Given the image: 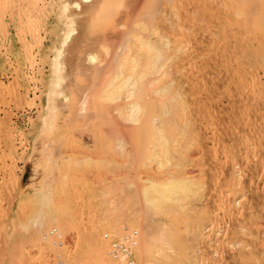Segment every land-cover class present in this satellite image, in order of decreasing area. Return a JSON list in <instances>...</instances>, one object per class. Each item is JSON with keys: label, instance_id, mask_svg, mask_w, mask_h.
<instances>
[{"label": "rangeland", "instance_id": "374dc122", "mask_svg": "<svg viewBox=\"0 0 264 264\" xmlns=\"http://www.w3.org/2000/svg\"><path fill=\"white\" fill-rule=\"evenodd\" d=\"M125 1L71 6L81 35L65 44L64 0H0V264H95L83 237L107 241L117 262L111 240L131 232L138 264H157L144 250L155 231L173 238L172 264L183 253L186 264H264V0H165L164 19L134 17L138 38L168 39L163 75L179 68L169 88L152 87L178 97L181 113V129L163 123L156 150L142 129H120L115 97L132 59L148 71L150 53L139 55L134 35L120 44L134 6ZM149 91L141 103L151 108ZM178 182L180 203L148 206ZM40 218L57 229L49 242Z\"/></svg>", "mask_w": 264, "mask_h": 264}, {"label": "bare ground", "instance_id": "6f19581e", "mask_svg": "<svg viewBox=\"0 0 264 264\" xmlns=\"http://www.w3.org/2000/svg\"><path fill=\"white\" fill-rule=\"evenodd\" d=\"M103 0H80L79 2H76V3H71V2H69V0H64V2L65 3H63V7L64 8H62L63 9V15H65L64 17H67V19H69L70 17H72V16H69L68 17V13H69V10H70V7L72 6V7H77L78 8V10H80L79 8H83V6L85 7V5H93V4H96V3H98L99 2V4L102 2ZM128 2H126V3H128V5H129V3L130 4H132V5H130V6H133V4H134V6L133 7H128V5L125 3V9H127V8H130L129 9V12H131L130 14L129 13H127V10H126V13H125V15H123V16H125L126 17V19H127V21H128V23L126 24V25H124V21L122 22V24L121 23H118L119 24V26H118V31H117V33H118V37L121 39V38H123V41H121L120 42V44L121 43H123L125 40L128 42V40H130V36L132 37V38H134L132 35H134L133 33H131L130 31H132V32H134L132 29H130V27L132 28V25H131V23H136L135 22V16L137 17V16H139V19H137V20H139V23H138V21H137V24H139L140 25V21L142 20H140V18H143L144 16L145 17H148V19H146V18H143V19H146V22L148 23V22H150L151 20L154 22V20H155V18H158V17H160V15L161 14H163V8H164V6L163 5H165L166 3H168V2H165V0H127ZM130 1V2H129ZM132 1H134V2H132ZM167 1V0H166ZM181 1V0H180ZM132 2V3H131ZM175 2V1H174ZM174 2H172V3H174ZM179 2V1H178ZM187 2V1H186ZM181 3V2H180ZM102 4V3H101ZM170 4V3H169ZM175 4V3H174ZM183 4V3H182ZM65 5V6H64ZM126 5H127V7H126ZM168 5V4H167ZM172 5V4H171ZM176 5H178V4H176ZM86 6V8L85 9H87V8H89V7H87ZM99 6V5H98ZM94 7V6H93ZM166 7V6H165ZM169 7V9H167ZM172 7V6H171ZM170 6H167L165 9H166V11L167 10H170V8H171ZM173 7H175V5L173 6ZM74 8V9H75ZM90 8H91V6H90ZM89 8V9H90ZM97 8V7H96ZM84 9V10H85ZM175 9V8H174ZM176 9H177V6H176ZM171 10H173V9H171ZM71 11V10H70ZM173 11H175V10H173ZM176 12V11H175ZM179 12V11H178ZM177 12V13H178ZM159 13H161L158 17H157V15L159 14ZM177 13H174L175 15H177ZM129 14V15H128ZM165 14H167V13H165ZM170 14V13H169ZM171 15V14H170ZM174 15V16H175ZM163 16H165L166 17V15H162V18H163ZM125 17H123V20H126L125 19ZM74 17H72V18H70V22H68V20H66L65 21V24L66 23H68V24H66L67 26H66V29L64 30V34H63V38H64V41H65V44L66 43H68L69 44V42H73L74 40H73V38H76V37H78V35H79V29H78V27H77V25H76V23H75V21L76 20H72ZM75 19V18H74ZM160 19V18H159ZM164 19V18H163ZM156 20H158V19H156ZM166 20V22L165 23H168L169 24V22H167V18L165 19ZM159 21V20H158ZM160 21H161V19H160ZM159 21V22H160ZM163 21V20H162ZM133 23V24H134ZM145 23V22H144ZM158 23V22H157ZM128 24H130L131 26H129ZM137 24H135V25H137ZM143 24V23H142ZM142 24H141V26H142ZM167 24V25H168ZM134 25V26H135ZM134 26H133V28H134ZM138 26V25H137ZM150 26V25H149ZM155 26V25H154ZM158 26V25H157ZM160 26V25H159ZM125 28V27H128L126 30H122V29H119V28ZM164 27V26H163ZM169 27V26H168ZM136 28V27H135ZM134 28V29H135ZM141 28V27H140ZM153 28V27H152ZM158 28V27H157ZM161 28H162V26H161ZM167 28V27H166ZM129 29V30H128ZM148 29L149 28H146L145 30H147V34H148ZM168 29V28H167ZM150 30H151V28H150ZM154 30V29H153ZM155 30H156V28H155ZM154 30V31H155ZM166 30V29H165ZM172 30V29H171ZM139 31V30H138ZM154 31H152L151 30V32H154ZM162 31V30H161ZM174 31V30H173ZM136 32V31H135ZM150 32V31H149ZM150 32V33H151ZM169 32V31H168ZM144 33H146V32H144ZM142 34V35H144L145 36V34ZM162 33V32H161ZM170 33V32H169ZM136 34V33H135ZM137 34H139V33H137ZM152 34V33H151ZM157 35H158V33H156ZM164 34H168V33H164ZM81 35V34H80ZM79 35V36H80ZM140 35H141V33H140ZM141 35V37H139L138 38V36L137 35H134V36H137V38H138V43H139V45L138 44H136V45H138L139 46V50L141 51H139L138 53H139V55L142 53V54H144V55H147V53L148 52H150L149 53V58H148V56H146L147 57V59L149 60L148 61V63H146L145 65H143L146 61H144V63H142L141 64V66H146V69L148 70V71H144V68L142 67H140V63L143 61V60H141V62H138V60L139 59H134V58H137L136 56H138V55H136L133 59H132V63L134 64V65H136L137 67H136V69H133V71L135 72H133V74L132 73H130L129 71V73H130V78H132V76H133V79H129L127 76H125V77H127L129 80H132L131 82L130 81H128L127 83H126V81H125V85H127L126 87H124V88H122L119 92H118V95L115 97V98H117V100L118 99H120V98H122V96H123V101L121 100L120 102H122V104L120 103V108H119V116L121 115V117H119V118H121L122 120H123V124L126 126H124L123 124V127H122V125L120 126V129H122V128H126L125 130H127V132H129V129H130V131L131 132H133V130L134 131H139V130H143L144 132H145V134L142 132L141 134L143 135H148L149 136V144H152V146H151V148H153L154 150H156V149H158L159 147H162V144H161V141H162V138H160V133L161 132H164L163 131V127H162V125H163V123H164V125L165 124H167V126H169V128H170V124H171V126L173 127V124L175 125V130L179 127L180 129H181V126H180V124H179V122L177 121V119L178 118H180V120H181V117H180V109L178 108V106H177V103L179 102V98L178 97H176V96H172V95H168L167 94V96L165 97V94H164V99H163V96H157V94H159L158 92H156V89H157V91H158V89L159 88H152V87H154L156 84H159V83H168V82H171V81H168L167 79H169L170 78V73L168 72H165V74L166 75H163L164 73H162V69L160 68V61H165V52L167 51V50H169V49H166V47L165 46H167L168 44H167V42H168V39H167V42L165 43V45H163L164 44V42H163V40H160V41H162V44H160L159 42V44L157 45L156 44V42H154L152 39H154V38H151V39H149V40H152V42L151 41H148V36L146 37L147 38V41H145V39L143 40V36ZM149 35V34H148ZM152 36H153V34H152ZM169 35H167V37H168ZM125 37H128V40H127V38H125ZM158 37V36H157ZM164 37H166V36H164ZM170 37V36H169ZM172 37V36H171ZM132 38H131V40H132ZM140 38H142V39H140ZM150 38V37H149ZM164 39H166V38H164ZM73 40V41H72ZM134 40V39H133ZM135 41V40H134ZM136 41H137V39H136ZM135 41V42H136ZM157 41V40H156ZM119 42V41H118ZM127 42H125V44L127 45ZM131 42V41H130ZM130 42H128V45L130 44ZM133 44H134V42H132ZM171 43V42H170ZM71 44V43H70ZM120 44H119V46H120ZM124 44V43H123ZM127 45V46H128ZM118 46V44H117V48L119 47ZM125 46V45H124ZM123 45L122 46H120V50H117V51H120V53H122L123 52V50H122V52H121V47L123 48L124 47ZM132 46V45H131ZM67 47V46H66ZM65 47V48H66ZM130 47V46H129ZM135 47V46H134ZM125 48V47H124ZM169 48V47H168ZM116 49V48H115ZM131 49H133V47H131ZM124 50H127V49H124ZM137 50V49H136ZM111 51H113V50H111ZM115 51V50H114ZM131 51V50H130ZM135 51V50H134ZM133 51V52H134ZM146 51V53H144ZM65 52V51H64ZM127 52V51H126ZM137 52V51H136ZM61 54H63V53H58L57 54V57H56V59H55V57H54V61H55V65H56V60L58 61L57 62V64L59 63V65H61L62 64V66H64L63 65V60H62V57H64L63 55H61ZM124 54V53H123ZM128 54V53H127ZM126 55V54H125ZM135 55V54H134ZM56 56V55H55ZM62 56V57H61ZM142 57H145V56H142ZM141 57V58H142ZM65 58V57H64ZM91 60H94L95 61V57H93V56H91ZM94 58V59H93ZM127 58V57H126ZM128 58H131V54H130V57H128ZM143 59V58H142ZM134 60V61H133ZM137 60V63L135 62ZM146 60V59H145ZM130 61H131V59H130ZM61 62V63H60ZM131 63V62H130ZM69 64V63H68ZM163 63H161V65H162ZM70 66V65H69ZM164 66V65H163ZM180 66V65H179ZM57 67H59L61 70H62V68L63 67H60V66H58L57 65ZM71 67V66H70ZM121 67H124V68H122L121 69ZM120 67V65H119V71L121 70H123V69H126L125 67L126 66H121ZM132 67H134V66H132ZM162 67V66H161ZM135 68V67H134ZM143 69V70H142ZM140 70H142V71H140ZM160 70V71H159ZM180 70H181V67H180ZM60 71V70H59ZM131 71V70H130ZM143 71H144V73H143ZM165 71V70H164ZM177 71H179V68L177 69ZM177 71L175 72V73H173V71H172V73H173V75L174 74H176L177 73ZM147 72V73H146ZM119 74H120V72H119ZM122 74V73H121ZM120 74V76L122 77V75ZM118 75V74H117ZM129 75V74H128ZM170 75V76H169ZM172 75V76H173ZM167 76H169V78L167 77ZM172 76H171V78H170V80L172 79ZM117 78H118V76H116ZM167 78V79H165L164 80V78ZM165 81V82H163V81ZM173 80V79H172ZM162 81V82H161ZM62 82V81H61ZM166 83V84H167ZM172 83H173V81H172ZM61 83L60 82H58V85H60ZM168 84H170V83H168ZM166 85L167 87L168 86H170V85ZM55 85H57V84H55ZM54 85V86H55ZM157 86V85H156ZM160 86V84L157 86V87H159ZM164 85H162L161 86V88L160 89H164V87H165V89L163 90V91H167L166 90V86H164ZM56 87H59V86H56ZM55 87V88H56ZM169 88V87H168ZM149 89H151V90H154V93L153 94H155V92H156V96L158 97V98H162L161 100L160 99H156L157 101H155V102H157V103H151L152 104V106H150L151 108H148L147 107V103H146V105H144L143 103H141V102H143V100H142V98L144 97V96H142L143 94H145V92L147 91V93H148V91H149ZM55 90V89H54ZM58 90V89H57ZM143 90L145 91V92H143ZM53 91V90H52ZM160 91V90H159ZM143 93V94H142ZM152 93H150V91H149V94H151L152 95ZM53 94H55V93H53ZM148 94V95H149ZM163 94V93H162ZM146 95V94H145ZM52 96V95H51ZM124 96H127L128 98H130V101H131V98H133V100L135 99V102L133 103L132 101H131V103H130V101L128 102V98H127V102L129 103H125L126 101L124 100ZM155 96V97H156ZM153 97H154V95H153ZM155 97L153 98V99H155ZM142 100V101H141ZM151 100V99H150ZM159 100H160V102H159ZM163 100V101H162ZM153 101V100H152ZM162 101V102H161ZM146 102V101H145ZM144 102V103H145ZM175 103H176V105H175ZM126 104H128V105H126ZM150 104V105H151ZM123 105V106H122ZM125 105V106H124ZM130 106V107H129ZM124 107V108H123ZM123 108V109H122ZM153 108V109H152ZM150 109H152V110H150ZM50 112V111H49ZM52 113V112H51ZM53 118V117H52ZM144 120V121H143ZM122 122V121H121ZM170 122V123H169ZM49 124V123H48ZM130 133V132H129ZM134 133V132H133ZM136 134H137V132H136ZM144 138V137H143ZM150 147V146H149ZM182 185H180V183L178 182V183H171L169 186H165V187H162L161 188V190H160V192H157V196H155V198H152V200H151V204H149L148 206L149 207H154V206H156V205H162L164 202H166L167 200H174V201H176V202H178V203H180V200H181V197L182 196H178V193L179 192H182V191H185L184 189H182ZM153 191H154V189H146L144 192H145V195L146 196H148V194H150L151 192L153 193ZM173 194V196H170V195H172ZM176 195H177V197H176ZM150 196V195H149ZM55 221V220H54ZM46 223H47V220L45 219V218H40L39 220H36V222H35V224H34V228L36 229V232H37V234H42V240H45L46 242L48 241H50L51 240V238L53 239L54 237H55V235H57V234H53L52 233V230L51 231H48L47 229V225H46ZM56 231H57V229H56ZM57 233V232H56ZM196 232H194V234H195ZM60 234V233H59ZM58 234V237H60L61 235H59ZM193 234V233H192ZM191 234V235H192ZM194 234H193V236H194ZM197 235V234H196ZM146 236V237H145ZM144 236V239H145V241L146 242H144V243H147V245L145 246V252H146V254L148 255H150V256H152L153 258H154V260H155V262H157V264H172V263H170L171 261H170V257H172V255H170V253L172 252V254H173V251H174V248H173V244H174V240H173V238H169V237H164V234H162V236H161V234L160 233H157L156 231H155V234L153 233H151V234H149V233H147L146 235ZM192 236V237H193ZM198 237V236H197ZM57 238V237H56ZM83 239H84V242H85V247H86V251H90L88 254H91L92 256H94V259H95V264H96V261H97V264H117V262H118V264L121 262V260H120V258H125L126 259V263L127 264H129L127 261H128V259L125 257V256H115L114 255V253H113V248H112V256L115 258V259H119V260H117V262H114V260L112 259V258H110V256H109V254H108V250H107V248H108V245H107V241H105V240H99L97 237H91V238H86V237H83ZM136 239H137V234H135V242L132 244V248L134 249L135 248V246H136ZM190 239V238H189ZM178 240V239H177ZM177 240H176V243H177ZM184 240V239H183ZM193 240V239H192ZM191 240V241H192ZM181 241V240H180ZM180 241H178V242H180ZM188 241V240H187ZM182 244V243H181ZM172 245V246H171ZM184 245V244H183ZM169 246H171V247H169ZM186 246V245H185ZM133 251V250H132ZM186 255V254H185ZM188 255V254H187ZM186 255V256H187ZM185 256V257H186ZM184 257V253H183V255L181 256L180 255V257L178 258L179 260H176V261H178V262H175V263H177V264H186L187 263V261H191V260H188V257L187 258H185ZM190 258V257H189ZM191 259V258H190ZM91 260V259H90ZM88 262V261H87ZM122 262L123 263H120V264H124V261L122 260ZM63 264H72V263H75V262H71V263H65V262H62ZM94 263V262H93ZM174 263V262H173ZM75 264H77V263H75ZM81 264H86L84 261H82V263ZM138 264V263H137ZM151 264H155V263H151Z\"/></svg>", "mask_w": 264, "mask_h": 264}, {"label": "built area", "instance_id": "2783aa9c", "mask_svg": "<svg viewBox=\"0 0 264 264\" xmlns=\"http://www.w3.org/2000/svg\"><path fill=\"white\" fill-rule=\"evenodd\" d=\"M56 230H53L52 233L56 234ZM135 232L128 233L124 235L122 239H114L112 241L113 253L115 256H125L128 259L129 264H137L133 253L132 244L135 242ZM105 238L110 239L108 234L105 235ZM132 243V244H131ZM63 264V263H60ZM75 264V263H72Z\"/></svg>", "mask_w": 264, "mask_h": 264}]
</instances>
